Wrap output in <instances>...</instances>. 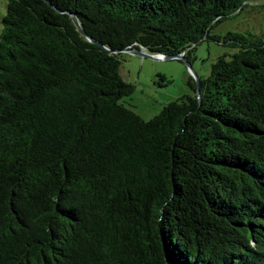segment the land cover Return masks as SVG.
Returning a JSON list of instances; mask_svg holds the SVG:
<instances>
[{
	"label": "trees",
	"instance_id": "16d2710c",
	"mask_svg": "<svg viewBox=\"0 0 264 264\" xmlns=\"http://www.w3.org/2000/svg\"><path fill=\"white\" fill-rule=\"evenodd\" d=\"M259 1L8 0L0 264H264V28L213 33ZM209 38L230 51L199 94L190 74L150 119L126 104L110 50L192 63Z\"/></svg>",
	"mask_w": 264,
	"mask_h": 264
},
{
	"label": "rangeland",
	"instance_id": "374dc122",
	"mask_svg": "<svg viewBox=\"0 0 264 264\" xmlns=\"http://www.w3.org/2000/svg\"><path fill=\"white\" fill-rule=\"evenodd\" d=\"M7 4L8 0H0V33ZM246 28L256 31L264 28V0L252 3L234 18L221 23L213 33L224 34ZM229 51V48L217 41L205 39L196 48V57L192 62L194 71L200 77L207 76L212 63ZM120 72L125 81L135 84L134 92L125 97L124 101L145 119L159 113L164 104L190 92L188 80L191 73L184 61L157 60L125 53ZM160 75H164L171 82L161 79Z\"/></svg>",
	"mask_w": 264,
	"mask_h": 264
},
{
	"label": "water",
	"instance_id": "95a60500",
	"mask_svg": "<svg viewBox=\"0 0 264 264\" xmlns=\"http://www.w3.org/2000/svg\"><path fill=\"white\" fill-rule=\"evenodd\" d=\"M45 1L51 5L49 0H45ZM58 11H62V10L58 9ZM66 13H68L70 15L74 24L76 25L77 29L79 30V32L82 33L90 42H92V43H94L100 47L106 48V46L101 41L97 40L96 38H94L93 36H91L87 33V31L83 28L79 19L77 18V16L74 13H72L71 11H66ZM110 51L113 53H119V52L120 53H130V54L138 55L140 57L152 58V59H157V60H173V59L183 60L185 62V64L187 65L191 75L196 79V81H197V93L198 94L200 93L198 74L194 71L192 63L189 60H186L184 58V53L175 54V55L156 53V52H152L151 50L145 48L144 46H130V47H127L124 49L110 50ZM166 261H167V264H169L168 257H166Z\"/></svg>",
	"mask_w": 264,
	"mask_h": 264
}]
</instances>
